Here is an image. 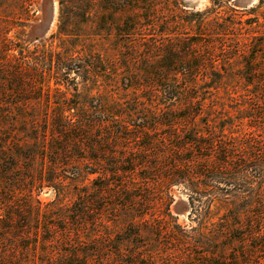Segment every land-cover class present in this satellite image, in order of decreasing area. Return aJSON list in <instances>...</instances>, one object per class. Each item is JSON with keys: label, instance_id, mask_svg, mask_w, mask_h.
Wrapping results in <instances>:
<instances>
[{"label": "trees", "instance_id": "trees-1", "mask_svg": "<svg viewBox=\"0 0 264 264\" xmlns=\"http://www.w3.org/2000/svg\"><path fill=\"white\" fill-rule=\"evenodd\" d=\"M100 2L109 3L113 21L121 18L116 42L120 53L130 52L121 56L124 77L132 84L125 93L133 106L126 114L113 113V129L92 112L71 105L57 109L61 121L43 133L52 134L53 153L44 158L51 159L55 172L76 163L81 154L80 166H87L78 170L74 182L89 184L68 207L60 200L66 195L62 183L48 180L57 199L44 206L31 195V213H26L31 214V228L20 210L15 226V213L0 217V241L17 242L13 253L18 243L23 253L60 245L66 255L63 264H164L165 259L173 264H264V152L259 154L255 137L261 128L254 124L264 108L257 112L250 103L245 108L246 102L245 110L233 113L209 107L202 98L210 92L235 94L239 84L256 96L264 76L214 70L213 59L237 56L239 37L234 33L227 42L213 37L215 52L208 54L205 32L210 28L204 14L183 22L177 31L171 25L158 31L163 22L148 1ZM93 3L82 0L79 7ZM235 25L229 22L228 28L234 32ZM153 28L155 34H146ZM220 29L215 24L214 31ZM142 59L145 79L137 66ZM209 68L214 72L206 73ZM234 119L246 122L248 129L237 130ZM106 128L108 139L101 135ZM19 151L21 159L34 158ZM175 187L190 193L189 219L195 226L184 227L173 215ZM165 202L162 212L159 206Z\"/></svg>", "mask_w": 264, "mask_h": 264}, {"label": "rangeland", "instance_id": "rangeland-1", "mask_svg": "<svg viewBox=\"0 0 264 264\" xmlns=\"http://www.w3.org/2000/svg\"><path fill=\"white\" fill-rule=\"evenodd\" d=\"M100 1L93 0L92 7L82 9L79 7L82 0H0V217L6 219L15 213L12 217L14 226L20 220L16 215L20 210L29 219L26 224L31 228V214L26 215L27 212L31 213V202L28 200H31V195L44 206L57 199L56 190L47 185L48 180H54L58 186L62 183L66 195L60 200L68 207L77 200L78 191L89 184L86 181L83 186L82 181L78 184L74 182L78 178L75 177L78 170L87 166H80L84 164L83 161L79 163L81 154H74L79 159L76 163L73 160L70 167L55 172L50 170L53 168L51 159L44 158L53 153L50 145L52 134L47 138L43 133L52 130L50 125L61 121L57 109L71 105L83 112H92L96 119L112 123L110 128L113 129L117 126V117L113 113L126 114L133 106L132 102L128 103L129 96L125 93L132 84L126 81L129 77H124L122 68L125 59L121 56L130 52L122 49L120 53L121 48L116 42L115 26L121 18L113 21L109 3ZM139 1H148L158 8L160 23L163 22L158 31L169 28V25L177 31L183 22L200 20L197 15L204 14L211 30L205 32L209 35L206 37L208 54L215 52L213 37L225 42L230 41L234 33L239 37L237 46L240 51L237 56L225 57L223 54L221 58L213 59L214 70L224 74L245 75L254 72L264 76V0ZM61 2L65 5H61ZM229 22L236 24V31L228 28ZM215 24L223 29L214 31ZM155 33L153 28L146 34ZM190 33L186 32L189 34L187 37ZM157 61H161L160 58ZM250 61L251 65L248 64ZM140 63L137 65L139 76L145 79V74L140 73L144 59ZM205 72L214 71L209 68ZM257 91L255 96L239 84L235 94H232L234 91L210 92L208 95L203 93L202 98L209 107L220 106L233 113L249 108L250 104L259 112L264 108L262 100L259 101L264 99V84ZM121 99L126 100L121 102ZM246 102L248 106L243 108ZM66 116L72 118L73 114L67 113ZM257 117L254 124L261 129H258L255 138L261 154L264 152V113H258ZM234 121L237 130L248 129L246 122ZM110 128L101 131V135L110 138L106 134ZM19 148L24 154L31 153L33 159L36 155V159H21ZM73 151L69 150L71 153ZM94 178L90 176L89 180ZM172 194L176 203L171 209L179 224L195 226L189 219L190 193L184 188L175 187ZM116 203L121 207L122 201L117 200ZM23 207L25 209L21 210ZM159 207L160 211L165 212L166 202L165 207ZM28 242L31 244L32 241ZM16 243L13 239L0 241V264H63L66 256L61 252L60 245L49 246L48 252L31 247L23 253L18 243V249L13 253L12 245ZM116 261L110 264H120ZM163 263L173 264L166 259Z\"/></svg>", "mask_w": 264, "mask_h": 264}]
</instances>
